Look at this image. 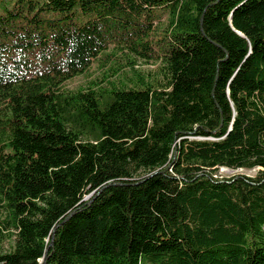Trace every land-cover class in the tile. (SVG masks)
Wrapping results in <instances>:
<instances>
[{
  "label": "trees",
  "instance_id": "trees-1",
  "mask_svg": "<svg viewBox=\"0 0 264 264\" xmlns=\"http://www.w3.org/2000/svg\"><path fill=\"white\" fill-rule=\"evenodd\" d=\"M111 45L158 76L64 87ZM43 258L264 264V0H0V264Z\"/></svg>",
  "mask_w": 264,
  "mask_h": 264
},
{
  "label": "rangeland",
  "instance_id": "rangeland-1",
  "mask_svg": "<svg viewBox=\"0 0 264 264\" xmlns=\"http://www.w3.org/2000/svg\"><path fill=\"white\" fill-rule=\"evenodd\" d=\"M168 14L167 11H163L160 17L161 23L158 24V28L154 33L155 39H159L162 35L160 29L166 24L169 17ZM109 53L111 54L110 58L106 56V54L108 55ZM106 54L102 53L86 72L67 80L64 83V87L67 89H78L87 87L89 84H93V82L107 84L109 81L131 84L138 78V74L144 75L147 78L158 76L160 61H146L142 58H135L132 57V55H127L126 51L114 50L112 45L109 47ZM132 68H134V70H132ZM257 171L258 167L238 169L222 167L217 175L224 177L233 174L254 176Z\"/></svg>",
  "mask_w": 264,
  "mask_h": 264
},
{
  "label": "water",
  "instance_id": "water-1",
  "mask_svg": "<svg viewBox=\"0 0 264 264\" xmlns=\"http://www.w3.org/2000/svg\"><path fill=\"white\" fill-rule=\"evenodd\" d=\"M44 261H45V260H44V258H43V262H42L43 264L45 263Z\"/></svg>",
  "mask_w": 264,
  "mask_h": 264
}]
</instances>
